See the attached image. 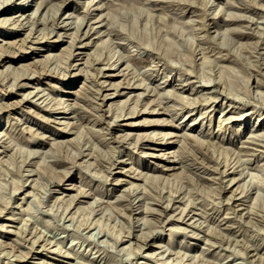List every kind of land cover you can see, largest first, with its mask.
<instances>
[{"label": "rangeland", "instance_id": "374dc122", "mask_svg": "<svg viewBox=\"0 0 264 264\" xmlns=\"http://www.w3.org/2000/svg\"><path fill=\"white\" fill-rule=\"evenodd\" d=\"M0 264H264V0H0Z\"/></svg>", "mask_w": 264, "mask_h": 264}, {"label": "bare ground", "instance_id": "6f19581e", "mask_svg": "<svg viewBox=\"0 0 264 264\" xmlns=\"http://www.w3.org/2000/svg\"><path fill=\"white\" fill-rule=\"evenodd\" d=\"M25 14V13H24ZM28 14V13H27ZM30 14V13H29ZM22 21V20H21ZM39 22V21H38ZM64 22V21H63ZM65 23V22H64ZM101 23V22H100ZM54 26V25H53ZM61 26V25H60ZM64 26V25H63ZM62 27V26H61ZM24 28V27H23ZM103 29V28H102ZM82 34V33H81ZM89 34V33H88ZM79 38V37H78ZM82 38V37H81ZM80 38V39H81ZM28 39V38H27ZM81 42V41H80ZM36 79V78H35ZM31 80V79H30ZM74 111V110H73ZM138 197V196H137ZM168 208V207H167Z\"/></svg>", "mask_w": 264, "mask_h": 264}]
</instances>
